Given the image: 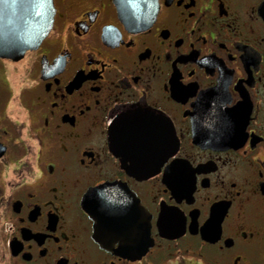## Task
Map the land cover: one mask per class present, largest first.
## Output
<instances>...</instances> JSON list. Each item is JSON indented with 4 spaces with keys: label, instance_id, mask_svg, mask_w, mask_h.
Segmentation results:
<instances>
[{
    "label": "flooded vegetation",
    "instance_id": "af4514ba",
    "mask_svg": "<svg viewBox=\"0 0 264 264\" xmlns=\"http://www.w3.org/2000/svg\"><path fill=\"white\" fill-rule=\"evenodd\" d=\"M263 3L143 0L136 25L53 0L0 56V264H264ZM168 153L147 179L120 159Z\"/></svg>",
    "mask_w": 264,
    "mask_h": 264
},
{
    "label": "water",
    "instance_id": "95a60500",
    "mask_svg": "<svg viewBox=\"0 0 264 264\" xmlns=\"http://www.w3.org/2000/svg\"><path fill=\"white\" fill-rule=\"evenodd\" d=\"M111 1L115 4L120 15L128 16L131 23L138 25L135 19H138V11L143 0ZM53 14V0H0V56H22L27 50L34 49L49 33L54 19ZM260 15L264 20V3L260 7ZM138 27L141 28V26ZM124 112L123 115L126 116L132 114L130 110ZM113 132L114 129L110 130L111 152L114 155L118 154L119 149L127 146V144H114ZM169 154L171 153L120 159L123 163L128 160L137 164L135 168L131 169L130 175L139 179H147L154 174L153 170L157 167L158 162ZM104 193L103 187H97L89 191L83 199V211H86L91 220L94 221L95 233H104L107 228L106 214L109 206L104 199ZM110 210L113 211L112 208ZM97 241L104 246L107 245L105 240ZM142 245V251H144L149 245L148 240L147 242L144 241Z\"/></svg>",
    "mask_w": 264,
    "mask_h": 264
}]
</instances>
